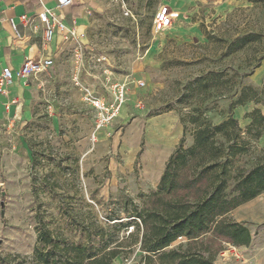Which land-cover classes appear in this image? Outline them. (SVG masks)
<instances>
[{
  "label": "rangeland",
  "instance_id": "374dc122",
  "mask_svg": "<svg viewBox=\"0 0 264 264\" xmlns=\"http://www.w3.org/2000/svg\"><path fill=\"white\" fill-rule=\"evenodd\" d=\"M123 3L133 15H126ZM164 5L177 9L180 17L169 30L156 32L154 18ZM249 32L260 37L228 54L227 42ZM93 37L91 48L81 43L82 62H76L77 44L72 45L61 69L53 67L36 80L38 96L29 107L15 117L0 113V255L32 254L39 212L53 213L44 215L53 226L62 223L53 189L83 196L70 218L76 239L84 234L77 223L86 205L104 223L111 211L126 220V198L141 206L157 187L154 180L179 143L173 146L170 139L175 126H183L181 116L187 123L184 145L189 146L192 108L200 106L210 120L221 122L234 91L244 84L256 87L264 101V84L258 86L252 79L264 58V0H109ZM93 55L106 56L115 73H134L122 118L102 130L95 129L83 88L74 80L78 75L95 95H105L102 83L88 79V65L100 73L105 69L90 60ZM212 70L226 72L233 88L213 87L195 96L192 80ZM82 75L94 87L83 83ZM239 121L245 128L246 120ZM260 157L264 136L240 165L250 168ZM230 216L249 227L252 243L246 248L226 244L217 263L264 264V192ZM114 264L144 263L136 249Z\"/></svg>",
  "mask_w": 264,
  "mask_h": 264
},
{
  "label": "trees",
  "instance_id": "16d2710c",
  "mask_svg": "<svg viewBox=\"0 0 264 264\" xmlns=\"http://www.w3.org/2000/svg\"><path fill=\"white\" fill-rule=\"evenodd\" d=\"M259 37L256 32L238 36L227 42V53ZM190 86L195 96L213 87L233 88L228 74L216 70L197 76ZM259 95L253 85L240 86L221 122L210 120L200 106L192 108L188 122L193 143L189 146L184 145L187 123L181 116L183 136L169 155L157 188L141 206L126 198V220L111 211L104 223L86 205L80 209L82 219L77 220L84 234L76 239L70 218L76 210L73 205L83 196L51 190L62 223L53 226L45 218L53 213L39 212L32 254L0 255V264H114L119 256L127 257L136 249L144 264H218L226 244L248 247L252 243L249 227L230 213L264 192V158L250 168L240 165L264 136V113L258 107L248 112L251 121L244 128L233 112L248 102H261Z\"/></svg>",
  "mask_w": 264,
  "mask_h": 264
},
{
  "label": "crops",
  "instance_id": "0c3cea01",
  "mask_svg": "<svg viewBox=\"0 0 264 264\" xmlns=\"http://www.w3.org/2000/svg\"><path fill=\"white\" fill-rule=\"evenodd\" d=\"M108 4L109 0H73L71 5L64 8H58L57 0H0V74L2 69L7 66H10L15 72H17L27 57H32L36 60L52 58L54 61L53 66H51L47 71L31 77L27 84L20 77L16 76L13 85L10 87L9 95L4 96L0 94V113H8L15 117L22 112V108L24 109L29 107L28 105L35 100V97L38 96L36 91V80H40V76L42 74H48L49 70L53 67L61 69L60 62L62 58H65L70 46L76 44L74 40L66 38L61 32H57L50 42L45 41L44 24L39 19V14L44 10V8L52 9L69 27L75 29L79 34H84L81 39V43H84L86 48H91L90 45L96 43V40L93 39V34L96 32L100 14L106 10ZM172 9L177 10L175 8ZM24 15H27L29 18L27 22L22 18ZM11 19H14L18 25V29L21 34V37L18 39L14 37L10 21ZM177 21L178 19L175 23ZM90 60L96 65H103L105 68L104 72L101 73L100 70H92L90 65L86 68V72L90 76L88 79L93 82H100L104 87H106L104 93L105 95L103 96L107 100L112 99L110 84L129 81L127 89L128 98L133 89L131 85L133 83L132 78L134 77V73H115L109 66L111 65L114 67L113 64L107 60L106 56L93 55ZM82 76L84 78L83 83L94 87L87 82L88 80L85 79V75ZM57 77H59L58 74ZM252 79L256 85L263 87L264 58L253 71ZM107 81H110L111 83H107ZM14 98H18L20 102L11 104L10 111L5 112L3 103ZM251 102H253L252 105L248 102L245 105L236 107L233 112L236 118L246 120V125H248L251 121L249 117H246L248 112H251L254 108L258 107L264 113V101L259 103L254 101ZM127 104L128 103L126 101L122 106L119 115L112 122L111 127L122 118V115L127 108ZM88 105L90 104L88 103ZM90 107L93 112L92 120L94 123L95 110L92 105H90ZM165 118L170 122L169 117L165 116ZM171 119L173 121V118ZM183 130L184 129L181 124H177L175 126V134L170 139L172 143L171 145L175 146L178 141H180L179 139L183 136ZM163 171H161V173L154 180L157 186Z\"/></svg>",
  "mask_w": 264,
  "mask_h": 264
},
{
  "label": "built area",
  "instance_id": "2783aa9c",
  "mask_svg": "<svg viewBox=\"0 0 264 264\" xmlns=\"http://www.w3.org/2000/svg\"><path fill=\"white\" fill-rule=\"evenodd\" d=\"M58 8H64L73 3V0H57ZM123 8L125 9L126 15H133L132 11L126 7L123 3ZM180 13L177 10L172 9L169 5H164L160 7L154 18V30L156 32H165L172 28L175 21L179 19ZM24 21H28L27 15L22 16ZM39 19L44 24V39L46 42H50L57 32H61L66 38L74 40L77 44L75 49L76 62H82V46L81 39L84 34H79L75 29L69 27L63 19L56 14L55 11L49 8H44V10L39 14ZM11 26L14 37L16 39L21 37L20 31L18 29L17 23L14 19H11ZM54 61L52 58H44L36 60L32 57H27L21 68L15 72L10 66L4 67L0 74V94L8 96L10 92V87L14 83L16 76L20 77L27 84L31 77L37 76L42 72L47 71L51 66H53ZM74 80L77 85L83 88L84 99L92 105L95 110V121L94 126L96 130H102L108 128L114 119L119 115L122 106L127 101V89L129 81L117 82L110 84V93L112 99L107 100L104 96L95 95L91 88L84 86L80 82L79 76H75ZM140 86H144V81H139ZM18 98L8 100L3 103L4 111L9 112L11 109V104L19 103ZM93 140H96V132L92 134Z\"/></svg>",
  "mask_w": 264,
  "mask_h": 264
}]
</instances>
